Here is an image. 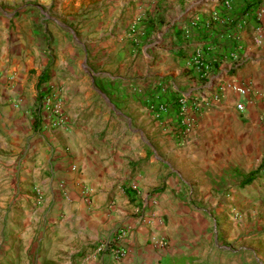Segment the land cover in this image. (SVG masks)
Wrapping results in <instances>:
<instances>
[{
	"label": "crops",
	"instance_id": "crops-1",
	"mask_svg": "<svg viewBox=\"0 0 264 264\" xmlns=\"http://www.w3.org/2000/svg\"><path fill=\"white\" fill-rule=\"evenodd\" d=\"M50 1L0 0V44L7 54L0 64V147L17 141L26 174L21 188L42 187L57 199L64 181L71 207L87 200L94 211L106 200L115 204L104 211L110 222L141 206L149 207L151 222L175 193L194 199L188 185L205 175L213 182L221 140L239 125L235 101H247L248 113L264 108V14L258 15L264 0H64L55 8ZM49 10L59 18L47 23ZM107 28L115 29L109 40L102 37ZM24 42L31 48L23 56L11 54L12 45ZM111 56L115 62L102 72L91 68ZM194 57L209 69L189 64ZM13 69L15 81L7 85ZM45 71L50 79L43 88L60 93L68 131L41 117V130L35 126L36 82ZM244 86L251 87L247 95L238 90ZM185 93L210 99L197 110L189 102L190 133L183 132L177 104ZM159 102L168 109L155 116L152 106ZM86 220L95 238L99 222Z\"/></svg>",
	"mask_w": 264,
	"mask_h": 264
},
{
	"label": "rangeland",
	"instance_id": "rangeland-1",
	"mask_svg": "<svg viewBox=\"0 0 264 264\" xmlns=\"http://www.w3.org/2000/svg\"><path fill=\"white\" fill-rule=\"evenodd\" d=\"M63 1L47 3L55 8ZM97 8L93 6V12ZM57 15L49 10L47 23L53 17L59 18ZM104 33L103 38L112 39L115 29L107 28ZM48 39V48L53 49L55 40L51 36ZM56 45L64 46L59 40ZM30 46L28 42L12 45L11 54L23 56ZM1 47L0 44V64L7 62ZM111 58L96 60L91 68L102 72L105 64L115 62ZM15 71L9 74L13 80L7 85L14 83ZM31 71L37 72L35 68ZM36 84L40 92L34 121L41 130L38 103L43 91L60 93L43 88L39 79ZM246 109H236L239 125H233L230 137L221 140L224 144L219 148V160L212 165L213 182L205 175L206 178H197L196 184H189L188 191L193 190L194 199L175 193L173 203L164 213L154 215L152 224L147 217L148 206H141L130 217L116 213L111 222V218L103 217L105 209L115 205L108 200L95 211L89 200L84 202L88 208L84 204L71 207L66 203L71 194L64 195L61 187L64 181L58 182L61 195L57 199H50L42 187L21 188L24 182L20 177H26L21 173L22 154L18 152L20 147H13L17 141L9 139L7 149L0 147V160L7 161L6 166L0 162V264H264V126L259 119L262 110L248 113ZM221 129L218 130L224 133ZM252 171H256L253 181L244 184V177ZM90 217L99 222L94 227L98 229L95 238L90 237L91 229L83 226ZM123 226L133 228L127 257L118 261L96 253L98 237ZM138 230L143 232L140 237L136 235Z\"/></svg>",
	"mask_w": 264,
	"mask_h": 264
},
{
	"label": "built area",
	"instance_id": "built-area-1",
	"mask_svg": "<svg viewBox=\"0 0 264 264\" xmlns=\"http://www.w3.org/2000/svg\"><path fill=\"white\" fill-rule=\"evenodd\" d=\"M227 4L230 3L229 0L226 1ZM264 14V8L259 9L258 15L261 16ZM258 41L261 43L263 41V35L258 36ZM233 58L237 59V55L233 53ZM238 60H236L237 64ZM189 64H196L198 68L205 67L206 70L209 69V66H205L203 62L194 57V59L189 60ZM207 71L205 72V75ZM6 83L11 84L13 77L12 75H6ZM250 86L238 87V90L243 94L247 95L251 91ZM214 98L219 100V93L213 94ZM264 97V94H263ZM193 100V101H192ZM192 101V106L197 110L205 107L210 104V99L207 95L200 97H194L193 94L185 93L181 96L177 104L179 105V115H180V124L183 128V132L190 133L195 127V119L191 114L189 108V102ZM62 99L60 95L55 93L47 94L46 91H43V96L39 100L38 107L40 110V117L48 121V125L52 129H61L68 131L71 129L72 123L69 118V115L64 112L62 108ZM247 106V101L240 100L236 103V109L243 112ZM152 109L155 112V116H159L161 113L167 111L168 105L163 102H159L156 105L152 106ZM260 123L264 126V108L259 115ZM64 195L69 196V191L67 185L63 182L61 183ZM133 228L131 226H123L117 231L111 233H104L100 235L97 239L95 251L98 254H107L110 255L114 260H122L128 255V244L129 239L132 238Z\"/></svg>",
	"mask_w": 264,
	"mask_h": 264
},
{
	"label": "trees",
	"instance_id": "trees-1",
	"mask_svg": "<svg viewBox=\"0 0 264 264\" xmlns=\"http://www.w3.org/2000/svg\"><path fill=\"white\" fill-rule=\"evenodd\" d=\"M49 78V74L47 73V71H45L41 77H40V80H39V83H42L44 81H46L47 79ZM39 112V111H38ZM37 122V120L35 121V123ZM256 174V171H252L250 172L248 175H246L244 177V180H243V183L244 184H249L253 181L254 179V175Z\"/></svg>",
	"mask_w": 264,
	"mask_h": 264
}]
</instances>
